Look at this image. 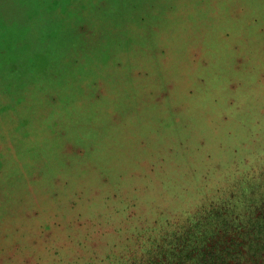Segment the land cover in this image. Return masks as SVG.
<instances>
[{
    "label": "clouds",
    "instance_id": "9594fccd",
    "mask_svg": "<svg viewBox=\"0 0 264 264\" xmlns=\"http://www.w3.org/2000/svg\"><path fill=\"white\" fill-rule=\"evenodd\" d=\"M262 72L264 0H0V208L60 215L56 264H109L76 213L103 232L237 181L264 199Z\"/></svg>",
    "mask_w": 264,
    "mask_h": 264
},
{
    "label": "rangeland",
    "instance_id": "374dc122",
    "mask_svg": "<svg viewBox=\"0 0 264 264\" xmlns=\"http://www.w3.org/2000/svg\"><path fill=\"white\" fill-rule=\"evenodd\" d=\"M243 62V58L237 56L234 64H226L225 67L230 72L239 71ZM201 64L211 68L212 61L205 59L201 61ZM260 78L264 80V72L260 73ZM243 94L242 82L239 79L230 78L223 103L225 106H231L237 103ZM238 183L237 181L233 185L218 189L215 198L195 201L168 215L134 209L128 212L123 222L114 226L109 225L103 232L88 231L100 219L99 214L93 217L78 212L69 226L77 230H85L89 235L90 247L99 252L107 249L105 260H108L109 264H116V260L121 259L122 254L128 258L131 254L138 255L153 248L158 242L165 240V236L171 231L192 219L201 209L205 207L209 209L211 204L226 197ZM64 224L65 221L60 215L41 203L24 206L7 214L0 208V264H56L55 257L59 254V249L64 247L60 243V233L63 231ZM17 236L27 239L36 251L18 256L15 251L20 247L19 242L15 240ZM9 238L14 240L11 245L13 251H7L5 248V241ZM45 252L49 254V259H45Z\"/></svg>",
    "mask_w": 264,
    "mask_h": 264
},
{
    "label": "trees",
    "instance_id": "16d2710c",
    "mask_svg": "<svg viewBox=\"0 0 264 264\" xmlns=\"http://www.w3.org/2000/svg\"><path fill=\"white\" fill-rule=\"evenodd\" d=\"M165 237L116 264H264V199L236 186Z\"/></svg>",
    "mask_w": 264,
    "mask_h": 264
}]
</instances>
